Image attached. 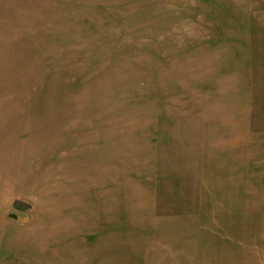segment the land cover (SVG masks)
<instances>
[{
    "label": "rangeland",
    "instance_id": "obj_1",
    "mask_svg": "<svg viewBox=\"0 0 264 264\" xmlns=\"http://www.w3.org/2000/svg\"><path fill=\"white\" fill-rule=\"evenodd\" d=\"M198 167H264V0H0V264H155Z\"/></svg>",
    "mask_w": 264,
    "mask_h": 264
},
{
    "label": "crops",
    "instance_id": "obj_2",
    "mask_svg": "<svg viewBox=\"0 0 264 264\" xmlns=\"http://www.w3.org/2000/svg\"><path fill=\"white\" fill-rule=\"evenodd\" d=\"M198 170L199 188L196 189V182H190L186 198L190 203L194 196L190 206L193 212L197 211V219L191 223V208L183 207V225L177 233L180 244L167 247L168 254L157 250L155 264H191L194 259L195 264H264V167H198ZM205 182L215 185L203 187ZM203 196L213 197L211 219L202 214ZM204 218L214 221V241L210 248L207 224H201ZM148 224L156 230L176 234L170 230V222ZM165 235L169 233L165 232L163 241H169Z\"/></svg>",
    "mask_w": 264,
    "mask_h": 264
},
{
    "label": "water",
    "instance_id": "obj_3",
    "mask_svg": "<svg viewBox=\"0 0 264 264\" xmlns=\"http://www.w3.org/2000/svg\"><path fill=\"white\" fill-rule=\"evenodd\" d=\"M12 207L13 208H15V209H24L25 208V205L22 203V202H20V201H15L14 203H13V205H12Z\"/></svg>",
    "mask_w": 264,
    "mask_h": 264
}]
</instances>
